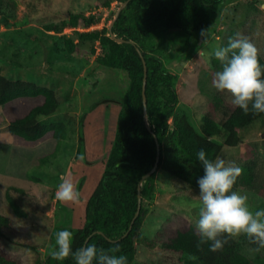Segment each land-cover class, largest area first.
<instances>
[{"label": "rangeland", "instance_id": "obj_1", "mask_svg": "<svg viewBox=\"0 0 264 264\" xmlns=\"http://www.w3.org/2000/svg\"><path fill=\"white\" fill-rule=\"evenodd\" d=\"M9 15L0 16V74L10 80H25L53 90L57 109L49 116H39L42 124L61 122L64 138L46 136L28 143L7 132L8 124L23 116L40 102L38 98H21L0 106V214L10 226L0 237V250L18 264H33L39 254L43 259L55 244V234L67 229L72 233L83 225L85 205L96 187L113 143L117 114L128 85L127 74L102 66L98 58L110 47L99 40L82 39L81 34L108 31L123 0H4ZM68 12L91 18L83 26L60 27ZM206 30L203 43L200 31L159 30L153 53L163 68L177 74L175 89L178 102L170 126L180 113L187 114L192 125L201 131L204 116L213 112L199 83L206 84L205 93H217L226 106L233 109L231 97L212 86L215 72L221 70L214 50L227 46L237 33L246 36L264 59V0H223L214 25ZM70 39L81 51L68 52ZM84 140L85 162L76 156L79 128ZM264 116L240 131L242 140L235 147L224 146L220 158L234 162L241 169L251 166L264 175ZM224 135L213 139L223 144ZM63 180L78 188V203H63L56 191ZM16 188L14 191L12 188ZM9 191L25 212L18 216L6 198ZM253 212L264 210V189L255 193L243 189ZM143 225L138 233L136 255L132 264H180L169 262L161 244L177 229L193 226L199 218L198 190L158 169L148 196L145 197ZM240 251L251 264H264V249L254 252L237 238ZM183 256V255H181ZM186 262L184 261V263Z\"/></svg>", "mask_w": 264, "mask_h": 264}, {"label": "trees", "instance_id": "obj_2", "mask_svg": "<svg viewBox=\"0 0 264 264\" xmlns=\"http://www.w3.org/2000/svg\"><path fill=\"white\" fill-rule=\"evenodd\" d=\"M123 2L125 5L110 31L103 30L100 35L96 31L81 34L82 39H96L102 47L111 48V51H106L98 58V63L124 71L128 77V85L122 101L118 103L120 109L105 169L86 202L83 225L73 232L72 249L75 251L95 243L98 248L107 250L118 244L120 251L115 255L126 256L127 264H132L136 255L137 236L143 225L145 197L152 189L157 170L162 169L164 173L198 190L196 180L203 175V170L197 161V152L203 148L207 158L215 160L224 146H237L242 140L240 131L254 124L264 114H252L250 111L246 115L238 107L231 109L216 92L207 94L206 84L200 82V91L206 94L213 112L217 113V120L211 113L206 114L201 131H198L187 114L182 112L175 117L171 127L169 119L173 116L178 102L175 89L178 76L175 72L164 69L162 61L154 56L156 33L161 29L185 33L209 29L215 23L217 9L223 0ZM7 15L6 3L0 0V16ZM90 19L84 18L82 14L68 12L67 20L60 27L51 26L49 30L60 32L66 24L76 26L80 20L81 25L86 26L91 22ZM116 38L123 42L116 41ZM67 43L70 54L81 53L72 40L68 39ZM143 61L146 66L145 111L142 98ZM259 61L264 66V59L260 54ZM21 98H38L40 102L8 124L9 134L28 143H36L46 136L64 138L66 128L63 123L42 124L37 119L56 111L57 101L53 90L25 80H10L0 74V106ZM222 135L225 136L223 144L213 139ZM155 138L159 145L157 168L150 176L142 179L156 160ZM83 150L84 140L80 127L76 156L85 162ZM81 184L82 179L77 184V190ZM139 184L141 202L139 213L135 217ZM12 189L16 191V188ZM239 189L261 192L264 189V175L251 166L244 167L233 188L237 192ZM6 198L16 215H25L9 191L6 192ZM9 226V219L0 214V237L4 236V229ZM130 226L128 234L122 237ZM198 241L196 229L187 226L177 229L160 248L168 262L173 259L180 264L184 261L186 264H251L241 253L237 239L230 240L222 250L215 252L210 250L211 242L198 247ZM244 242L256 247L245 237ZM0 264L18 262L0 250ZM33 264H75V260L69 256L63 261H56L47 254L42 263L38 254Z\"/></svg>", "mask_w": 264, "mask_h": 264}, {"label": "clouds", "instance_id": "obj_3", "mask_svg": "<svg viewBox=\"0 0 264 264\" xmlns=\"http://www.w3.org/2000/svg\"><path fill=\"white\" fill-rule=\"evenodd\" d=\"M206 30H201L203 43ZM220 62L221 70L215 72L212 86L218 92H226L231 97L233 107L244 114H264V66L259 61V50L248 37L237 33L229 38L227 46L213 52ZM197 161L203 175L196 180L200 201L199 218L195 229L199 235L198 247L210 243V250H222L230 240L244 236L260 252L264 249V210L253 212L247 203L248 197L234 191L237 178L242 169L234 162L223 158H207L201 148ZM83 159V157H81ZM56 199L63 203H78L80 193L76 185L63 180L56 191ZM73 233L67 229L55 234V244L50 255L53 260L63 261L69 256L75 264H127V257L115 255L120 251L118 244L110 249L98 248L95 243L72 249Z\"/></svg>", "mask_w": 264, "mask_h": 264}, {"label": "water", "instance_id": "obj_4", "mask_svg": "<svg viewBox=\"0 0 264 264\" xmlns=\"http://www.w3.org/2000/svg\"><path fill=\"white\" fill-rule=\"evenodd\" d=\"M124 5H125V3L123 4V6H121V7L116 11V13H115V19L117 18V16H118L120 10L124 7ZM112 25H113V23L111 24V26H110V28H109V31H110ZM112 37L115 38L114 35H112ZM116 41H118V42H123V40H122V39H119V38H116ZM139 54H140V53H139ZM143 66H144V67H143V68H144V70H143V71H144V75H143V81H142V98H143V108H144V111H145V109H146V96H145L146 66H145L144 61H143ZM144 119L146 120V116H144ZM147 126H148V124H147ZM148 128H149V127H148ZM263 137H264V133H263ZM155 141H156V150H157L155 163H154L153 167L151 168V170H150L149 172H147V173L143 176L142 179H145V178H147L148 176H150V175L156 170V168H157V164H158V160H159V145H158V143H157L156 138H155ZM140 187H141V184L138 185V206H137V210H136V213H135V217L138 215L139 210H140V202H141ZM135 217L133 218V220L135 219ZM130 229H131V226L129 227L128 231H127L122 237L126 236V235L128 234V232L130 231ZM122 237H121V238H122ZM121 238H120V239H121ZM120 239H118V240H120Z\"/></svg>", "mask_w": 264, "mask_h": 264}]
</instances>
